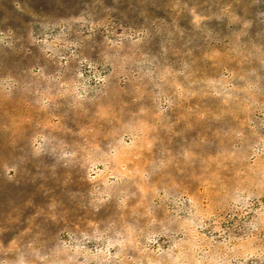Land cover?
I'll list each match as a JSON object with an SVG mask.
<instances>
[{
  "label": "rangeland",
  "instance_id": "rangeland-1",
  "mask_svg": "<svg viewBox=\"0 0 264 264\" xmlns=\"http://www.w3.org/2000/svg\"><path fill=\"white\" fill-rule=\"evenodd\" d=\"M0 264H264V0H0Z\"/></svg>",
  "mask_w": 264,
  "mask_h": 264
}]
</instances>
